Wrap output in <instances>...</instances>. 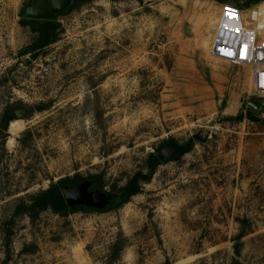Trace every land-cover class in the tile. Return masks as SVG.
Masks as SVG:
<instances>
[{
    "label": "rangeland",
    "instance_id": "1",
    "mask_svg": "<svg viewBox=\"0 0 264 264\" xmlns=\"http://www.w3.org/2000/svg\"><path fill=\"white\" fill-rule=\"evenodd\" d=\"M31 1L0 0V264H264V112L246 116L264 95L247 67L209 55L221 7L248 0H78L34 59L18 56L34 39L21 18ZM14 105L12 135L1 117ZM193 136L105 211L162 142ZM77 175L100 178L104 211L16 214Z\"/></svg>",
    "mask_w": 264,
    "mask_h": 264
},
{
    "label": "trees",
    "instance_id": "2",
    "mask_svg": "<svg viewBox=\"0 0 264 264\" xmlns=\"http://www.w3.org/2000/svg\"><path fill=\"white\" fill-rule=\"evenodd\" d=\"M81 0H79L80 2ZM84 2L89 0H83ZM115 3L124 2V1H137L140 2L141 0H110ZM78 2V3H79ZM264 2V0H248L247 9H251L256 5ZM77 3V4H78ZM77 4H73L66 12L72 11L76 8ZM65 12V13H66ZM64 14V13H63ZM59 17V16H58ZM22 18V25L26 26L30 29L31 33L34 35L33 42L22 51L19 52L18 56L23 57L26 55H30L32 59L37 57V53L43 51L50 45L56 43L59 39L60 35V26L57 22V19L54 21H45V20H35V19H27L24 17V10L21 12ZM260 109L259 113L255 112L252 108L249 107V110L246 112V116L252 122L258 121V116L261 115L264 110L260 103L252 102ZM18 108L16 106H7L2 113L1 117V128L3 131H7L8 126L11 122L15 121L16 118V111ZM44 108H39L38 111H44ZM235 119L240 120L239 117ZM198 136L191 137L188 141L183 144H179L173 139H169L164 141L160 144L156 153L166 152L163 161H160L159 158L156 156V153L148 154L146 158V169L145 171H139L135 173L131 179L121 188L116 191V196L113 197L109 207L105 209V211H110L114 209H118L121 206L127 204L130 199L140 193V186L143 183H148L151 178L153 177L156 169L161 166L162 164L168 162H175L179 161L185 154L189 153L194 144L199 141ZM98 176L89 177L88 179H81L78 175L72 179L65 178L59 180L55 184H51L46 190L39 191L37 194L30 197L28 205L18 206L16 209L17 215H28L34 216L42 213L44 211L50 210L54 214L57 215H68L77 211L81 210H90L84 206H74L69 207L66 202L65 198L62 194L61 189L63 187H72L75 184H80L85 181H90L91 186L89 188L90 191L97 190L99 192H103V184H100ZM104 211V210H103ZM12 231L8 229L6 231L7 238L11 236ZM244 237L243 233L235 237L233 240V251L234 256H240V246L241 240ZM121 250V249H120ZM118 254L121 251H116ZM232 264H239L238 262H234Z\"/></svg>",
    "mask_w": 264,
    "mask_h": 264
},
{
    "label": "built area",
    "instance_id": "3",
    "mask_svg": "<svg viewBox=\"0 0 264 264\" xmlns=\"http://www.w3.org/2000/svg\"><path fill=\"white\" fill-rule=\"evenodd\" d=\"M214 30L210 57L247 67L255 92L264 95V2L245 11L222 6Z\"/></svg>",
    "mask_w": 264,
    "mask_h": 264
},
{
    "label": "water",
    "instance_id": "4",
    "mask_svg": "<svg viewBox=\"0 0 264 264\" xmlns=\"http://www.w3.org/2000/svg\"><path fill=\"white\" fill-rule=\"evenodd\" d=\"M77 2L78 0H32L30 5L25 8L24 17L27 19L54 21ZM248 106L256 112L260 111L258 106L251 102L248 103ZM15 115L16 118L19 117L17 113ZM165 155V152L156 153L160 161H163ZM90 186L91 183L85 181L72 187H63L61 191L66 204L69 207L84 206L89 209H105L111 197L97 190L90 191Z\"/></svg>",
    "mask_w": 264,
    "mask_h": 264
},
{
    "label": "bare ground",
    "instance_id": "5",
    "mask_svg": "<svg viewBox=\"0 0 264 264\" xmlns=\"http://www.w3.org/2000/svg\"><path fill=\"white\" fill-rule=\"evenodd\" d=\"M211 20V19H210ZM211 22V21H210ZM212 25H214V22H211ZM215 26H216V23H215ZM22 124V123H21ZM22 126V125H21ZM20 125H19V122L18 121H13L10 123L9 125V131L12 135L16 134L19 130H20ZM18 134V133H17Z\"/></svg>",
    "mask_w": 264,
    "mask_h": 264
},
{
    "label": "crops",
    "instance_id": "6",
    "mask_svg": "<svg viewBox=\"0 0 264 264\" xmlns=\"http://www.w3.org/2000/svg\"><path fill=\"white\" fill-rule=\"evenodd\" d=\"M249 75H250V71H249Z\"/></svg>",
    "mask_w": 264,
    "mask_h": 264
}]
</instances>
